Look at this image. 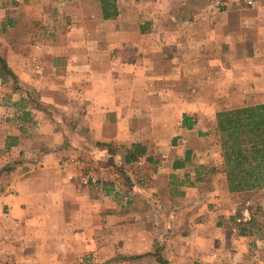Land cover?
Listing matches in <instances>:
<instances>
[{
  "label": "crops",
  "instance_id": "0c3cea01",
  "mask_svg": "<svg viewBox=\"0 0 264 264\" xmlns=\"http://www.w3.org/2000/svg\"><path fill=\"white\" fill-rule=\"evenodd\" d=\"M46 1L0 0V264H264L217 131L264 104V0ZM35 21L62 30L8 47Z\"/></svg>",
  "mask_w": 264,
  "mask_h": 264
},
{
  "label": "trees",
  "instance_id": "16d2710c",
  "mask_svg": "<svg viewBox=\"0 0 264 264\" xmlns=\"http://www.w3.org/2000/svg\"><path fill=\"white\" fill-rule=\"evenodd\" d=\"M105 19L119 14L116 0H100ZM16 78L6 58L0 55V76ZM230 186L233 191L264 185V104L220 111L217 114ZM141 152L135 145L134 155ZM161 264H168L160 258Z\"/></svg>",
  "mask_w": 264,
  "mask_h": 264
},
{
  "label": "rangeland",
  "instance_id": "374dc122",
  "mask_svg": "<svg viewBox=\"0 0 264 264\" xmlns=\"http://www.w3.org/2000/svg\"><path fill=\"white\" fill-rule=\"evenodd\" d=\"M157 1L159 2V0H157ZM70 2H71V10H72L71 12H72V14H74L75 8H79L80 6H76L75 0H70ZM46 3H47L46 0H42L43 6L46 5ZM157 6H158L157 3H152V5H151V11H152V13H155V15H158L159 14L158 12L160 11V7H157ZM42 8L43 7H41V5H38V6L34 7L35 16H38L41 12H43L42 14L45 15V11H42ZM55 8L58 9L57 5H56ZM30 9H32V8H30ZM44 9L45 8H43V10ZM24 10H26V12L24 11V13L26 14L27 13V6L24 7ZM65 12L67 14V11L66 10L64 11L61 8L60 12L58 13V15L59 14L62 15ZM6 25H7V28H8L7 31L10 30L9 32H7V37L9 39V40L8 39L7 40L9 41L8 47H11V48H14L15 46H19V47L20 46L21 47L24 46L25 47V46L29 45V43H26L25 39H23V37H22L23 32H24V34L28 33V32H31V33H34L35 36H37L38 34H40V32H43V30L41 31V28H46V29L48 28L49 32L51 30L52 31H57V30L61 31L62 30L61 24L57 23L56 21H51L50 23L45 24V25H43V23H40V22H37V21L32 22V23L30 22V23H23V24H17V25L14 24V23H8ZM1 27H2V24H0V29H1ZM8 77H10V75ZM12 79H14V78H12ZM216 105L220 106V107H226V104H223V103L216 104Z\"/></svg>",
  "mask_w": 264,
  "mask_h": 264
},
{
  "label": "built area",
  "instance_id": "2783aa9c",
  "mask_svg": "<svg viewBox=\"0 0 264 264\" xmlns=\"http://www.w3.org/2000/svg\"><path fill=\"white\" fill-rule=\"evenodd\" d=\"M90 180H92V178L89 179V180H87V181L90 182ZM251 218H252V216H251V214L249 213V211H248V210H245V212H244V214H243V218H242V220H243L244 222H249V221L251 220Z\"/></svg>",
  "mask_w": 264,
  "mask_h": 264
}]
</instances>
